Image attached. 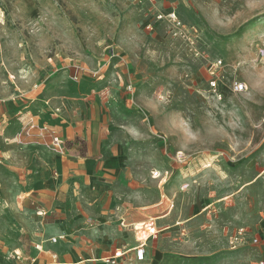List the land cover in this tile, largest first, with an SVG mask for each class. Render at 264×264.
I'll use <instances>...</instances> for the list:
<instances>
[{
    "label": "rangeland",
    "instance_id": "1",
    "mask_svg": "<svg viewBox=\"0 0 264 264\" xmlns=\"http://www.w3.org/2000/svg\"><path fill=\"white\" fill-rule=\"evenodd\" d=\"M132 1L0 0V123L16 121L6 108L36 77L45 97L88 112L106 134L87 179L59 176L60 200L71 202L44 217L33 203L0 216V264L31 248L41 221L44 239L73 232L85 240L73 246L96 257L103 243L107 254L133 246L127 208L137 221L157 218L140 264L260 260L251 237L236 238L264 226V0H161L175 6L181 37ZM99 158L117 164L104 169ZM33 170L30 179L55 176L48 165Z\"/></svg>",
    "mask_w": 264,
    "mask_h": 264
},
{
    "label": "crops",
    "instance_id": "2",
    "mask_svg": "<svg viewBox=\"0 0 264 264\" xmlns=\"http://www.w3.org/2000/svg\"><path fill=\"white\" fill-rule=\"evenodd\" d=\"M132 3L139 14L143 12V15H148L151 19L157 14H166L170 11H174L179 16L175 6L171 4L167 5L161 0H154V2H150L149 0H133ZM33 79L37 78L31 79L33 86L36 85L37 87L32 88L28 84V88L23 89L20 95L15 94L12 96V101H10L6 108L17 110L16 121L8 122L9 124L5 122L0 123V216L8 212L5 211L8 209L14 211L15 208L16 211H19L27 203L35 204L37 210H44L42 212L38 211L39 214L41 212V217L46 215L45 210L49 211V213L57 211V207L61 208V205L58 206L61 202L64 205L71 202L69 195L60 200L63 192L61 191L60 178L65 175H75L79 179H87L90 171L89 168L94 163V156L100 154V157L103 158L102 154L106 148L105 130L100 129L102 127L99 123L91 120L92 118H90L88 112L83 110L73 111L70 108H65L64 110L63 103L60 104L52 98L45 97L44 86L34 83ZM58 79L54 82L57 83ZM87 100L85 98L84 105H87ZM18 113L32 117L37 126L47 125L53 127L57 134L65 141V144L70 141L71 146L67 147L64 144V152L60 154L41 144L37 138L36 131H32L29 136L21 135L19 137L22 123L18 118ZM12 125L13 127H10ZM47 152L49 153L48 155ZM47 158H49L50 163L47 162ZM96 162L103 164L104 169L117 164L116 160L104 163V160L101 158L96 160ZM43 164L48 165V169L52 170L55 176L51 178L35 177L30 179V175H33L32 171L34 172L33 169L43 166ZM11 176L12 178H10ZM80 185V183H76L74 186L76 189L73 188V193H77L78 186ZM91 193L89 189L86 192V194ZM129 209H126L120 219L123 220L121 223L123 228L133 231L135 244L133 246H128L127 244L120 248L115 247L112 253L107 254L105 251L110 249L107 244L103 243L95 250L99 254L96 257V252L94 254L93 250L94 247L86 246L85 250L83 247L73 246L74 243L79 244L85 241L82 239V236L76 235L73 232H71L72 234H66L61 231L60 234H55L44 239L45 228L41 221L40 225L34 228L35 233L33 234L36 240L33 242L31 248L28 249L20 245L13 250H19L27 256L36 258L37 264H107L103 259L114 256L116 252L122 254L116 260L117 264H140L145 260L149 240L154 238L159 232L156 224L157 218L142 214L145 219L137 221L131 216H127ZM135 209L139 212V208ZM125 216L127 217L125 218ZM135 223L144 225L151 223L155 227L156 234L151 236L145 235V231L142 230L144 226L138 228L134 226ZM262 232H264V226L256 228V232L254 233L250 234L247 232V236L261 238L253 246L259 249L257 252L258 256L264 260V238H262ZM59 236H63L64 239L58 240L56 243L50 242L51 238ZM141 238H147V240L145 241L143 260L137 261L135 248L140 244ZM36 244H41L40 251L34 248ZM77 251H81L80 253L85 258H82V255H78L75 258L74 254Z\"/></svg>",
    "mask_w": 264,
    "mask_h": 264
},
{
    "label": "built area",
    "instance_id": "3",
    "mask_svg": "<svg viewBox=\"0 0 264 264\" xmlns=\"http://www.w3.org/2000/svg\"><path fill=\"white\" fill-rule=\"evenodd\" d=\"M150 2H154V0H149ZM166 21L170 27L172 28L173 31V36L174 37H181L183 35V32L185 31L184 26L179 19V17L176 15L174 11H170L166 14H157L154 16L153 21L154 22H160V21ZM152 22H150L147 26L146 29H152L151 26ZM222 67V61L221 60H216L213 64L210 65L209 70H208V76L210 78L209 80V86L212 92H216L217 89V78L219 75V69ZM77 80V78H74ZM37 86L35 85L34 88ZM129 89L131 87H128ZM246 89V85L244 83H234L233 84V91L236 93H241ZM18 118L20 122L22 123V130L19 134V137L21 135L29 136L32 131L37 132V138L39 139V142L43 144L44 146L52 149L56 153L63 154L64 149H65V142L64 140L57 134V132L54 130L53 127L43 125V126H37L33 118L28 116V115H23L22 113H18ZM263 124H264V118H263ZM144 227L142 228L143 231H145V235L151 236L156 234L155 227L152 226L151 223L143 225ZM247 231L243 228H240L238 230L237 238L243 240V238L246 236ZM262 238H264V232H262ZM63 236L59 237H54L50 239L51 243H56L58 240H63ZM261 238L259 237H254L250 239V242L252 245L257 244L260 241ZM147 238H141L140 244L135 248V257L137 261H142L144 257V248H145V241ZM34 248L37 251L41 250V244H36ZM121 253H115L114 256L104 258L103 261L107 264H117L116 260L121 257ZM8 260L11 264H37L36 263V258L27 256L23 252H20L19 250H13L9 256ZM256 264H264V260L260 259L257 261Z\"/></svg>",
    "mask_w": 264,
    "mask_h": 264
}]
</instances>
